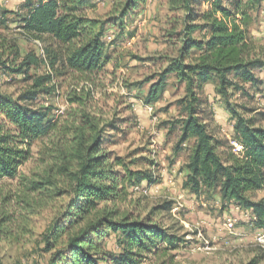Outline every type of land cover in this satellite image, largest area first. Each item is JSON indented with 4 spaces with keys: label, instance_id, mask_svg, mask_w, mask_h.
Wrapping results in <instances>:
<instances>
[{
    "label": "rangeland",
    "instance_id": "rangeland-1",
    "mask_svg": "<svg viewBox=\"0 0 264 264\" xmlns=\"http://www.w3.org/2000/svg\"><path fill=\"white\" fill-rule=\"evenodd\" d=\"M21 6V0H0V60L6 62L13 57L10 45L15 44L19 51L17 62L30 52L43 61L32 65L27 74L0 68V94L14 101L31 87L33 78L49 75L46 85L52 89L40 91L28 104L50 106L49 118L58 121V128L34 141L31 156L19 167L17 177L0 180V219L5 214L9 217L3 222L0 238L3 263L48 264L50 255L61 246L59 243L53 250L45 251L48 231L69 198L67 194L51 195L49 188L63 187V182L55 179L44 192L26 190L31 181L54 175L60 148L65 144L61 129L78 118L80 112H87L101 121L119 118L122 130L103 133L107 139L104 146L131 170L151 175L126 182L130 193L126 200L118 202L121 212L141 217L153 206L170 205V209L155 214L154 220L177 236V246L165 249L163 245L156 253H147L139 264H264V241L259 240L264 235V225L256 224L251 208L222 201L218 190L195 194L183 187L193 140L175 152L180 128L172 129L169 121L184 114L177 103L185 94L184 84L169 74L161 99L150 104L143 101L150 83L134 85L160 71L166 57L176 53L174 27H179L175 18L180 12L171 9L169 0H146L133 13H126L122 23L111 24L122 8L119 0H89L84 8L86 14L109 23L102 36L108 62L100 71L88 75L62 64L65 46L50 37L34 38L23 31L20 14L26 9ZM250 14L248 36L254 53L264 57V2ZM54 54L57 60L52 66L50 59ZM254 72L259 84L251 87L250 83H243V90L230 88L228 100L237 112L254 117L256 124L264 126V67H257ZM218 86L215 80L205 82L201 98L207 128L220 141L217 152L225 158L229 151L236 155L232 143L235 120ZM74 96L83 100L71 103ZM117 168L121 169L120 165ZM248 196L258 200L264 196V187ZM101 248L118 253L122 248L120 237L111 232Z\"/></svg>",
    "mask_w": 264,
    "mask_h": 264
},
{
    "label": "trees",
    "instance_id": "trees-1",
    "mask_svg": "<svg viewBox=\"0 0 264 264\" xmlns=\"http://www.w3.org/2000/svg\"><path fill=\"white\" fill-rule=\"evenodd\" d=\"M26 12L20 14L21 28L34 38L50 37L66 47L62 64L81 74H94L108 62L102 40L108 20L89 17L84 8L89 0H21ZM146 0H119L122 8L111 23L123 21L126 13H133ZM264 0H169L171 9L180 12L175 18L177 37L175 55L166 57L165 66L134 85L150 83L143 98L146 104L161 99L172 74L184 84L185 94L177 100L183 116L170 120V127H179L175 152L182 144L193 140L185 168L183 187L195 194L218 190L222 201L235 202L251 208L257 225H264V196L251 200L249 192L264 187V126L254 117L237 112L229 103L228 90H243V83L256 87L259 82L254 69L264 67V57L254 53L248 36L251 12L258 10ZM201 5H206L201 8ZM178 28V30H177ZM12 58L0 60V68L12 73L27 74L32 65L43 60L27 53L19 62V51L10 45ZM51 64L57 56L51 57ZM28 77V76H27ZM31 79V76L28 77ZM49 75L33 78L31 87L14 101L0 94V180L15 178L19 167L31 156L36 139L58 128V121L49 118L50 106L33 107L28 104L40 92H49ZM215 80L235 120L233 138L242 146L238 154L227 152L222 158L217 152L220 141L207 128L206 112L202 107L203 84ZM87 96V95H86ZM81 96L70 102H81ZM73 115L76 113L71 110ZM123 121V120H122ZM119 118L101 121L87 112L61 129L65 144L60 148L54 175L31 181L26 191L44 192L54 180L51 195H68V202L49 229L45 251L61 246L50 255L48 264H139L147 253H156L163 245L174 249L178 238L167 232L155 214L170 209V205L153 206L144 216L134 217L121 212L118 202L126 200V182L151 177L147 171L131 170L122 158L111 156L104 146L103 133L122 130ZM120 165L121 169L117 167ZM151 179V178H149ZM50 195V194H49ZM0 219V238L3 222ZM121 239L116 254L101 248L110 233ZM10 233V232H9ZM0 264H4L0 255ZM250 264H256L251 262Z\"/></svg>",
    "mask_w": 264,
    "mask_h": 264
},
{
    "label": "built area",
    "instance_id": "built-area-1",
    "mask_svg": "<svg viewBox=\"0 0 264 264\" xmlns=\"http://www.w3.org/2000/svg\"><path fill=\"white\" fill-rule=\"evenodd\" d=\"M232 143H233V146H234L233 149H234L235 153L236 154L240 153L241 150H242L241 144H239L236 140H234ZM228 222L230 224L231 221H228ZM259 240L264 241V235L259 236Z\"/></svg>",
    "mask_w": 264,
    "mask_h": 264
}]
</instances>
